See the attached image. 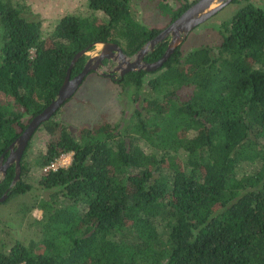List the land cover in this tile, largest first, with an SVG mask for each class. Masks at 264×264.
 <instances>
[{
    "label": "trees",
    "instance_id": "obj_1",
    "mask_svg": "<svg viewBox=\"0 0 264 264\" xmlns=\"http://www.w3.org/2000/svg\"><path fill=\"white\" fill-rule=\"evenodd\" d=\"M134 1L87 0L103 16L70 13L45 30L29 6L0 0V164L77 53L115 42L133 56L165 28L137 19ZM157 1L165 12L177 4L172 22L197 0ZM232 3L241 6L216 25L217 44H181L158 70L115 80L140 101L117 124L72 131L57 117L72 97L37 128L20 179L15 163L1 174L0 205L37 189L21 212L42 210L38 238L1 239L0 264H264V8Z\"/></svg>",
    "mask_w": 264,
    "mask_h": 264
},
{
    "label": "rangeland",
    "instance_id": "obj_2",
    "mask_svg": "<svg viewBox=\"0 0 264 264\" xmlns=\"http://www.w3.org/2000/svg\"><path fill=\"white\" fill-rule=\"evenodd\" d=\"M13 1L22 3L25 7L27 5L39 14L43 19L45 30L50 29L62 16L70 13L103 16L100 11H89L86 5L87 0ZM252 2L257 7L264 8V0H252ZM170 4L173 8H167V12H165L166 8H162V4L157 0H135L132 7L137 19L143 23L148 26L166 28L171 23L172 9L177 6L174 1H170ZM240 6L239 3H231L205 24L195 28L184 41L183 51L186 53L199 46L217 44L221 34L216 25L230 19L239 10ZM93 12L96 13L92 14ZM132 58H134V55ZM106 69H108L107 66L100 71L89 74L73 98L58 114L57 117L66 122L72 131H77L80 128H90L102 120L117 124L123 110L131 112L134 111L135 106L139 105V96H136L138 101L130 102L131 98L135 99L132 89L126 92L115 80L102 74V72H106ZM118 72L120 73V71ZM6 101L7 98L0 93V102L5 103ZM37 140L39 143L41 142L40 139L37 138ZM31 158L33 159L34 156L29 157V159ZM71 161L72 153L66 154L59 158L53 167H67L71 164ZM31 181L34 182L33 179ZM37 192V189H34L24 196L13 198L8 204L0 205V241L4 238L23 240L38 238L36 225L32 220L33 218H41L43 215L42 210L36 209L27 216L22 215L21 212L22 204L32 202L33 196Z\"/></svg>",
    "mask_w": 264,
    "mask_h": 264
},
{
    "label": "water",
    "instance_id": "obj_3",
    "mask_svg": "<svg viewBox=\"0 0 264 264\" xmlns=\"http://www.w3.org/2000/svg\"><path fill=\"white\" fill-rule=\"evenodd\" d=\"M234 0H197L186 11L172 21L164 28L158 36L149 41L135 55L128 56L123 48L115 42H98L95 49L89 51L88 48L81 50L72 60L68 70L67 77L59 90V93L41 113L36 115L28 124L24 132L11 145L10 155L6 161L3 158L0 164V179L1 174L6 173V169L11 164L16 165V176L13 184H15L21 176V160L24 152L27 149L29 141L37 128L45 121L49 120L67 101H69L79 90L89 74L95 71H100L105 67V60H118L119 66L115 67L113 72L121 71V76L125 73L136 70L156 71L161 68L176 51V49L184 43L189 34L198 26L206 23L215 16L224 7L231 4ZM170 38L167 50L163 56L154 61H142L144 56L163 40ZM85 54L89 55L83 70L74 78H71V70L78 59ZM107 72H102L105 76H110ZM7 194L0 198V202L5 201Z\"/></svg>",
    "mask_w": 264,
    "mask_h": 264
},
{
    "label": "flooded vegetation",
    "instance_id": "obj_4",
    "mask_svg": "<svg viewBox=\"0 0 264 264\" xmlns=\"http://www.w3.org/2000/svg\"><path fill=\"white\" fill-rule=\"evenodd\" d=\"M146 56H147V54L144 56L142 61H146ZM104 63H105V66L108 67V69H106V72L107 71L110 72V73H108L110 75L108 77L112 78L113 80H118L119 77H122L120 70H119L120 73L118 71L113 72L114 68L119 66L118 60H105Z\"/></svg>",
    "mask_w": 264,
    "mask_h": 264
},
{
    "label": "built area",
    "instance_id": "obj_5",
    "mask_svg": "<svg viewBox=\"0 0 264 264\" xmlns=\"http://www.w3.org/2000/svg\"><path fill=\"white\" fill-rule=\"evenodd\" d=\"M54 166V165H53Z\"/></svg>",
    "mask_w": 264,
    "mask_h": 264
},
{
    "label": "crops",
    "instance_id": "obj_6",
    "mask_svg": "<svg viewBox=\"0 0 264 264\" xmlns=\"http://www.w3.org/2000/svg\"><path fill=\"white\" fill-rule=\"evenodd\" d=\"M82 86V85H81Z\"/></svg>",
    "mask_w": 264,
    "mask_h": 264
}]
</instances>
